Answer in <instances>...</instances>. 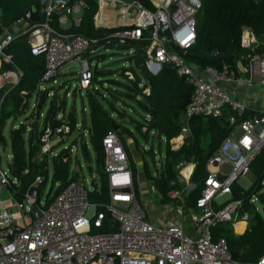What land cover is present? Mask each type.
<instances>
[{"label": "built area", "instance_id": "1", "mask_svg": "<svg viewBox=\"0 0 264 264\" xmlns=\"http://www.w3.org/2000/svg\"><path fill=\"white\" fill-rule=\"evenodd\" d=\"M36 4L40 15L37 21L24 15L1 26L0 89L19 81L22 71L15 66L8 46L24 36L30 52L44 57L39 89L44 90L48 83L55 85L61 70L77 63V79L72 85L84 95L96 64L92 56L106 50L98 38L68 31L80 27L86 4L83 0H37ZM200 7L201 0H148V5L139 0H97L93 16L97 27H124L112 33L114 46L127 39L144 40L140 48L146 54L144 65L152 74L170 66L191 84L184 124L176 136L180 142H173L172 148L182 144L188 133L187 121L193 115L217 117L226 107L233 112L228 117L233 129L207 161L208 175L195 199V208L187 209L180 198L172 204L175 217L165 223L155 221L135 196L129 156L114 130L102 138L108 184V200L103 203L89 198L95 183L91 180L93 185H88L80 174L51 198L47 193L41 195L44 180L40 174L22 190L21 177L12 172L11 161L3 166L0 157V194L13 201L12 207L5 206L0 196V264H236L226 239H213L211 228L224 222L233 228L235 223L248 220L241 199L219 203L218 198L231 194L232 185L250 173L252 160L264 148V104L256 105L249 99L252 90L257 98H264V54L254 51L259 40L245 26L241 45L251 52L238 58L235 68L227 64L201 67L188 62L185 53L196 39L195 15ZM103 8L117 21L107 23L106 16L98 17ZM4 64L9 66L2 69ZM62 126L60 120L54 127L48 123L39 134L43 151L51 147L50 138L60 140V136L51 134L61 131ZM236 128L240 134L233 137ZM6 155L11 159L10 152ZM179 166L183 178L189 180L194 163L180 162ZM188 166L185 174L183 169ZM30 186H35V196L28 194ZM256 200L255 194L249 199L252 203ZM183 218L199 235L186 233ZM105 222L109 226L116 223V228L93 231ZM256 264H264V253Z\"/></svg>", "mask_w": 264, "mask_h": 264}, {"label": "trees", "instance_id": "2", "mask_svg": "<svg viewBox=\"0 0 264 264\" xmlns=\"http://www.w3.org/2000/svg\"><path fill=\"white\" fill-rule=\"evenodd\" d=\"M86 4L79 28H71L68 31L84 35L86 37L98 38L105 44L106 50L96 53L93 59L96 64L93 68L91 86L84 91V98L88 106V121H84V129L88 134V143L94 152V164L88 169L95 172L93 178L94 189L89 190V198L95 202L103 203L108 200V184L104 168V149L102 138L109 130H114L119 136L128 153L133 176L135 196L141 201L137 171L134 166L130 143L131 138L144 155L150 151L152 160L155 161V170L150 172L149 178L153 181L160 202H179L178 198L169 196V192L176 185V175L173 165L177 163L193 162L194 167L190 176L195 182V188L190 192V197L184 201V206L195 208V199L200 195L204 186V180L208 175L206 167L208 159L217 150L220 143L229 135L233 126L229 124L228 117L233 112L228 107L215 117L212 115L197 114L187 121L188 133L185 134L182 144L172 148L170 140L180 133L184 124V113L186 105L192 93L191 84L184 76L177 74L170 66H166L157 74H152L144 65L145 52L140 48L144 40L127 39L117 46L112 44V33L119 27H97L93 23V16L97 10V0H83ZM148 5V0H140ZM37 0H0V33L1 26L9 25L15 19L24 16L25 11ZM196 39L193 45L185 53V59L201 67L211 65L220 68L227 64L235 68L238 58L251 52L250 49L241 45V31L243 27H250L259 39L255 52L264 54V0H201V7L195 15ZM110 47L123 50L124 60L128 62L120 73L129 71L132 77L124 75L127 80L121 81L110 78L107 75L114 73L112 70L100 66L102 60L107 56L105 53ZM8 51L13 54V62L22 74L19 81L14 85H4L0 89V144L9 146L12 155L11 164L14 163L18 170L12 172L21 177L22 190L32 182L36 173L31 174L30 168L36 155L37 146L33 142L39 139V130L36 122L31 124V130L25 135L27 126L20 123L9 129V143L4 135V127L8 119H15L18 114L25 111L29 98L33 95L37 100V108L40 111L46 95L51 87L46 86L44 90L38 88L39 79L44 71L45 61L42 55H34L29 50V44L24 36L12 41ZM9 65L4 64L2 69ZM73 77L77 79L74 71ZM112 77V76H111ZM66 81V80H65ZM63 81V86L65 82ZM109 82L110 86H106ZM72 85L65 87L63 98L58 108L57 95L53 92L49 107L44 116V123L54 127V117L57 111L63 112L65 107V94ZM119 86L123 90L119 89ZM77 91V88L73 86ZM148 89V91H145ZM135 102L136 108L142 111L141 119L133 118L128 110L129 103ZM134 125L135 130L142 135L145 143L149 137L157 135L166 139V148L163 157L155 158L152 147L147 149L138 141V137L132 129L125 125L127 120ZM67 119V120H66ZM63 123L75 128L76 117L73 111L66 114ZM116 126V128H114ZM153 131V133H150ZM63 140L58 141L61 143ZM58 143V144H59ZM62 148L59 152L52 154L51 179L52 185L47 192L51 198L59 192L70 181L75 179L77 171L71 167V148ZM81 148L84 159L91 162L92 158L87 147V140H81ZM154 155V156H153ZM47 156L42 158L38 174L42 175L44 184L48 178ZM147 164V162H146ZM11 166V165H10ZM27 170L26 173H23ZM148 172V169H146ZM254 180L248 189L242 188L238 182L231 187L230 199H241L242 209L248 212V226L246 230L236 235L232 231L229 222L220 223L211 228L212 238L224 237L230 250L239 251L241 254L236 259V264H256L260 255L264 253V218L249 201L252 195L264 202V192H261L260 183L264 179V148L255 156L250 165ZM79 173V172H78ZM54 187V184H56ZM116 228V223L108 225V222L100 227L94 228L95 232H107Z\"/></svg>", "mask_w": 264, "mask_h": 264}, {"label": "rangeland", "instance_id": "3", "mask_svg": "<svg viewBox=\"0 0 264 264\" xmlns=\"http://www.w3.org/2000/svg\"><path fill=\"white\" fill-rule=\"evenodd\" d=\"M124 1H129V0H124ZM105 53L107 54V56L102 60V62L100 63V66H103L104 69L105 68L110 69L112 70V72L114 71V73L108 74L107 76L110 78L121 80V81L127 80L125 76L130 75L131 73L129 71H126L124 74L125 76L120 73L121 69L124 66H127L128 64V62L124 60L123 50L116 48V47H110ZM76 68H77V63H73L69 66H66L65 68L61 70L57 78V83L53 85V87H51L50 93L46 95V99L40 111L37 108L38 100L37 99L35 100L34 96L32 95L27 102V107L25 111L21 114H18L15 119L11 118L7 120L6 125L4 127V135L8 143H9V129L12 126H18L20 123H24L27 126L25 135H27V132L31 130V124H33L34 122L37 123L39 130L42 129V132H43V129L47 125L44 123V116L46 114L47 108L49 107V104H50L49 102L53 96L52 95L53 92H55V94L57 95V99H58L57 106L58 108H60L61 107L60 100L63 98L65 87L70 84L72 85V83H75L76 81L75 77H73V73L76 70ZM63 81L67 82L64 84L65 87L62 85ZM109 84L110 83L107 82L106 86H110ZM47 86H52V84L48 83ZM119 89L123 90L122 87L120 86H119ZM64 98H65V107L63 109L64 113H62L61 111H57L56 115L59 116L58 118L60 122L63 123V121L66 118V114L68 112L73 111L76 117V122H77L75 125V128L70 129V127L64 124V126L61 127L62 129L61 131H53L51 134L52 137H55L56 135H58L63 141L59 143L58 141H55L53 138H50L52 139L53 143L51 147L46 151H43L41 149L42 141L40 139L35 138L33 141L37 146V151H36L35 158L33 160V166L30 168L31 174L33 173L38 174L39 172L38 169L41 165L42 158L45 155L48 158L47 167L49 169V174H48V178L46 182L42 184V193L40 192L42 196L46 195V193L48 192V190L50 189L52 185V179H51L52 154L55 152H59L62 148H65L69 146L70 144H72V142L75 143V145H73L71 148V154H70L72 169L77 171V173L79 172L82 178V181H86L88 185H90V182L93 178L97 179L95 172L93 170L90 172L88 169L89 165L94 167L95 164H94V152L91 148L90 143H88L87 131L83 130L85 126L84 125L85 123L83 120H86V122L88 121V109H87L88 106H87L86 99L84 98V96L80 95V92L78 90L76 91L73 89V85L70 87V95H67L66 93ZM129 105L132 108L130 109L129 107H127L126 109L130 113V115L135 119H141L142 118L141 115L143 114V112L139 111L136 108L137 106L135 102H131L129 103ZM59 120L56 125H59ZM125 120H127L125 125L129 126L132 129V131L136 133L140 144L147 145V148L152 147V149L155 152V156H156L155 158L157 159V162H158V158L160 156L163 157L164 155L166 144H167L166 139L163 136L158 137L157 135H154L152 137H149L150 138L149 141L145 143L142 135H140L135 130L134 125L131 122H129L130 118H125ZM235 131L239 132V129L236 128ZM82 139L87 140V147L90 151V155L92 158L91 162H87V160L84 159L82 148H81ZM132 141L133 140L131 138H128V142L130 143L129 148L131 150L133 161H134V166L137 171V180L139 183L141 201L143 205L145 206L148 214H150L155 219V221L157 220L158 223H165L166 220L169 218V216L171 217L173 215L172 213L174 211V208L172 204H175L176 202L171 201L170 205L166 206L165 204H167L168 202L166 203V202L159 201V197L157 195V191L153 184V181L149 178L150 172L151 171L153 172L156 168L154 167V164H153L155 161L152 160V154L150 153V151H146L144 152V155H143L141 150L137 146H135ZM178 141H180V137H177L176 140L174 139L173 141H170V145L171 144L174 145L175 143L177 145ZM9 152H10L9 146L0 144V157H1V164L3 166H7V163L11 161V159H9V156L6 155V154H9ZM173 168H174V172L176 175V185L174 188L170 190L169 196L172 197L173 195L174 196L179 195V197H175V198H178V200L182 198L183 201H187L188 198L190 197V192L192 191V189L195 188V182L192 181L191 178H189V180H186L183 178V176L180 173L182 167L179 166V163L174 164ZM146 169H148V172ZM253 180H254V175L252 172H250L247 175L241 176L238 179V184L242 188L248 189L251 183L253 182ZM260 186H262L261 192H264V179H263V182L260 183ZM55 187H56V184H54L53 188ZM0 196L4 201H6L4 202L5 206L9 205L10 207H12L13 201L9 199L7 195L1 193ZM230 197H231L230 194L219 197L218 202L219 203L226 202L227 200L230 199ZM254 204L256 205L257 210L259 211L261 216L264 218V202H262L261 200H256L254 201ZM184 223L188 224L189 220L185 219ZM185 228H186V225H184V230Z\"/></svg>", "mask_w": 264, "mask_h": 264}, {"label": "water", "instance_id": "4", "mask_svg": "<svg viewBox=\"0 0 264 264\" xmlns=\"http://www.w3.org/2000/svg\"><path fill=\"white\" fill-rule=\"evenodd\" d=\"M117 8H118V5L117 4L113 5V9L115 11L117 10ZM1 13L2 12H1V9H0V15H1ZM24 14L27 17V19H29L30 21H37L40 18V15L37 12V4L36 3L35 4H31L27 8V10L25 11ZM164 71H165V69L163 68L162 69V72H164ZM54 124H57V122H54ZM114 128H116V126ZM11 168L13 170H15V171L18 170V167L14 163L11 164ZM78 178H79V174L76 173L75 174V179H78ZM91 185H93V182L92 181H91ZM28 194L31 195V196H35L36 195V188H35V186H30L28 188ZM240 254L241 253L239 251H233V250H231V255H232V257L234 259H237Z\"/></svg>", "mask_w": 264, "mask_h": 264}, {"label": "crops", "instance_id": "5", "mask_svg": "<svg viewBox=\"0 0 264 264\" xmlns=\"http://www.w3.org/2000/svg\"><path fill=\"white\" fill-rule=\"evenodd\" d=\"M130 1V0H129ZM140 1V0H139ZM142 2V1H141ZM263 39V35H262V37H261V40ZM259 40V39H258ZM252 102L254 101V103L256 104V105H262V104H264V98L263 99H259V98H257V95L255 94V92L252 90V92H251V94H250V98H249ZM239 129V128H238ZM240 134V130H239V132H236V131H234V134H233V137H237L238 135ZM10 165H11V163H10ZM251 172V171H250ZM79 174V173H78ZM190 207H187V209H189ZM257 208V207H256ZM173 215L171 216L172 218L173 217H175L174 216V211H173V213H172ZM167 216H168V214H167ZM169 218H170V216H169ZM185 219H187V218H183V221H185ZM240 222H244V221H240ZM239 222H237V223H235V225L233 226V228H232V231H233V233L234 234H236V235H239V234H241V233H243L245 230H246V228H247V226H248V220L245 222V224H244V227H243V229L241 230V231H237L236 230V226H237V224H238ZM184 225H186V228H185V231H186V233L187 234H189V235H191V236H197V235H199L197 232H195V229H194V227H193V225L191 224V222L189 221V223L187 224H184ZM232 227V226H231Z\"/></svg>", "mask_w": 264, "mask_h": 264}, {"label": "bare ground", "instance_id": "6", "mask_svg": "<svg viewBox=\"0 0 264 264\" xmlns=\"http://www.w3.org/2000/svg\"><path fill=\"white\" fill-rule=\"evenodd\" d=\"M102 16H106L107 17V23H113L116 22L117 19H115L114 17H108V13H106L105 9L103 8L102 10L99 11L98 17H102ZM180 141H178L177 143L179 144ZM190 166L186 167L185 169H183L184 173L187 174V169ZM245 222H239L236 226V230L237 231H241L244 227Z\"/></svg>", "mask_w": 264, "mask_h": 264}]
</instances>
